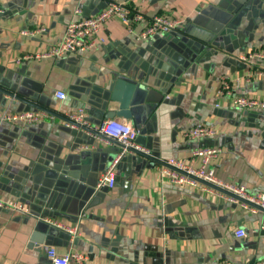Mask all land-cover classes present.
<instances>
[{"label": "crops", "instance_id": "1", "mask_svg": "<svg viewBox=\"0 0 264 264\" xmlns=\"http://www.w3.org/2000/svg\"><path fill=\"white\" fill-rule=\"evenodd\" d=\"M114 1L124 0H0V108L47 115L36 125L0 123V199L30 209L27 216L0 213V264H51L50 248L87 254L88 264H258L264 211L252 214L174 186L161 167L170 160L198 166L192 152L217 146L222 153L211 164L217 178L264 193V112L233 108L231 97L219 93L228 81L236 96L264 99V77L248 81L264 62L239 60L264 49V0L240 6L237 0H139L134 7L143 21L128 26L112 19L96 48L39 58L61 42L69 22ZM154 16L182 21V29L141 40ZM40 28L46 31L23 34ZM121 75L141 76L149 88L165 92L140 126L147 133L138 144L155 163L147 168L126 154L116 165L115 187L98 190L120 146L65 123L84 108L92 127L120 120L137 129L134 120L118 116L117 102L103 100ZM58 91L66 100L56 98ZM197 124L213 125L216 137L188 140L187 130ZM81 146L89 148L79 152ZM47 218L77 225L80 237L48 225ZM238 229H245V239L236 238Z\"/></svg>", "mask_w": 264, "mask_h": 264}, {"label": "built area", "instance_id": "2", "mask_svg": "<svg viewBox=\"0 0 264 264\" xmlns=\"http://www.w3.org/2000/svg\"><path fill=\"white\" fill-rule=\"evenodd\" d=\"M139 0H124L120 2H109L104 9L94 16L71 21L67 24L64 36L61 42L52 48L46 54L39 58H62L69 54L92 50L101 44L104 40L100 37L101 31L106 23L112 19H118L125 25H132L141 22L144 19L142 13L138 12L134 5ZM4 13L0 8V16ZM183 26V22L172 20L162 16H154L147 28L140 34L141 40H147L157 34H169L177 32ZM45 28L35 31H24L23 34L34 37L44 33ZM31 56L25 59H31ZM242 62H264V49L250 51L244 56H240ZM19 62V60H17ZM264 77V69H253L252 75L248 78ZM220 95L231 97L230 106L245 111L264 112V99L236 96L233 94L231 85L228 81L221 84ZM56 98L60 101L66 100V94L62 91L56 92ZM219 106V105H218ZM46 114L39 111L10 112L0 108V123L10 125H36L44 122ZM66 127L84 132L85 134H94L101 137L104 143H116L120 146L118 159L114 160L109 168L102 174L96 185V189L112 190L115 187V169L116 165L126 154L135 152L150 156L151 152L147 148L140 146L137 142L140 131L128 122L120 120H108L99 126L92 127L88 121V116L84 108H79L76 112L67 116ZM217 129L210 124H197L186 132L188 140L201 143L206 140H212L217 135ZM89 147L81 146L78 151L88 150ZM222 150L217 146L199 147L192 152V157L200 161L198 166L185 160H170L162 164L161 174L170 184L178 187L190 188L204 192L221 200L239 205L242 210L256 214L264 211V193L250 194L245 187L224 182L217 178L215 170L212 168V162L219 157ZM12 212L23 216L30 215V209L19 201H4L0 199V213ZM45 223L57 229L65 230L72 237H80L79 227H66L60 221L45 219ZM264 229V222L262 224ZM236 238L245 239L247 233L245 229H238L234 232ZM51 264H88L89 256L81 252H69L60 255L55 248H50L47 252ZM225 264H240L227 262ZM258 264H264V257Z\"/></svg>", "mask_w": 264, "mask_h": 264}, {"label": "water", "instance_id": "3", "mask_svg": "<svg viewBox=\"0 0 264 264\" xmlns=\"http://www.w3.org/2000/svg\"><path fill=\"white\" fill-rule=\"evenodd\" d=\"M240 5H257L263 0H237ZM182 27L180 28V30ZM176 33V32H173ZM156 86V85H155ZM154 88V87H153ZM153 88H149L145 79L141 76L121 75L117 78L113 85V89L104 93L103 100L106 102L112 101L119 104L118 116L127 119L134 120L137 129L140 131L137 142L143 143V136L146 135V130H140V126L144 124L146 116L151 113L159 104L164 100V91L158 92ZM11 98H15L12 94H7ZM29 106H33L31 103L25 102ZM35 107V106H34ZM40 110V108L36 109ZM68 130L76 131L75 129ZM80 131L79 133H81ZM206 140L202 143L209 142ZM131 159L138 162L139 165L146 164L147 168L155 163V160L142 153L135 152ZM141 167V166H140ZM97 185V184H96ZM105 190V189H101ZM43 221V220H42Z\"/></svg>", "mask_w": 264, "mask_h": 264}]
</instances>
